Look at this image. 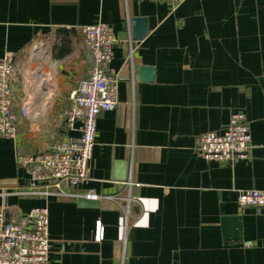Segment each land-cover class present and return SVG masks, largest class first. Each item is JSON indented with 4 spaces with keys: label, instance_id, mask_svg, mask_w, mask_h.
I'll list each match as a JSON object with an SVG mask.
<instances>
[{
    "label": "crops",
    "instance_id": "obj_1",
    "mask_svg": "<svg viewBox=\"0 0 264 264\" xmlns=\"http://www.w3.org/2000/svg\"><path fill=\"white\" fill-rule=\"evenodd\" d=\"M146 19L133 37L131 20ZM109 24L116 107L96 120L89 180L77 198L23 193L21 155L76 136L59 114L85 77L81 27ZM12 52L15 109L30 114L0 137V204L7 215L48 208V264H264V210L240 213V189L264 190V0H0V58ZM153 68L146 80L141 66ZM242 110L251 149L205 161L199 136ZM102 227V237L97 229ZM251 242L245 246L244 242Z\"/></svg>",
    "mask_w": 264,
    "mask_h": 264
},
{
    "label": "built area",
    "instance_id": "obj_2",
    "mask_svg": "<svg viewBox=\"0 0 264 264\" xmlns=\"http://www.w3.org/2000/svg\"><path fill=\"white\" fill-rule=\"evenodd\" d=\"M164 2L174 9L184 0H153ZM82 44L89 53L87 72L69 95L70 105L59 114L66 124L77 131L76 136L52 138L42 151L21 155L18 163L29 176L25 194L47 197L51 194L85 197L96 200L100 195L89 190L85 194L74 191L77 185L89 180L88 161L94 145L95 127L102 111L116 107L119 78L109 64L117 39L109 24L98 22L81 27ZM12 52L0 58V137L12 139L17 123L30 114V101L24 98L15 109L12 93ZM264 148V143L261 145ZM250 127L242 110L232 111L219 130L200 134L198 155L205 161L229 162L245 156L251 149ZM240 213L247 208L264 210V190L240 189L237 193ZM7 206L0 204V264H48V208L35 206L11 217ZM102 237L98 225L97 238ZM250 246L251 242H244Z\"/></svg>",
    "mask_w": 264,
    "mask_h": 264
},
{
    "label": "water",
    "instance_id": "obj_3",
    "mask_svg": "<svg viewBox=\"0 0 264 264\" xmlns=\"http://www.w3.org/2000/svg\"><path fill=\"white\" fill-rule=\"evenodd\" d=\"M131 25H132V31H133V37L135 39H141L142 36L147 32V25H146V19L145 18H140L136 17L131 20ZM140 72L146 80H151L153 77V68L149 66H141L140 67ZM77 202L82 205V206H90L94 207L98 205V199L96 200H91L87 199L85 197H78Z\"/></svg>",
    "mask_w": 264,
    "mask_h": 264
}]
</instances>
